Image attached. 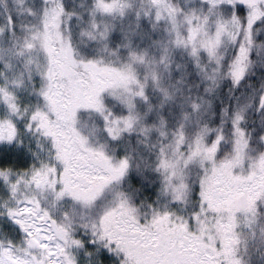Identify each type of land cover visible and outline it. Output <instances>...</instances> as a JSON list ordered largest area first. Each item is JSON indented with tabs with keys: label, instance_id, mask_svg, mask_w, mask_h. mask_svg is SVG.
Instances as JSON below:
<instances>
[{
	"label": "snow or ice",
	"instance_id": "snow-or-ice-1",
	"mask_svg": "<svg viewBox=\"0 0 264 264\" xmlns=\"http://www.w3.org/2000/svg\"><path fill=\"white\" fill-rule=\"evenodd\" d=\"M0 264H264V0H0Z\"/></svg>",
	"mask_w": 264,
	"mask_h": 264
}]
</instances>
